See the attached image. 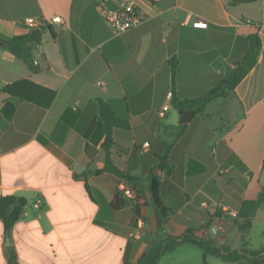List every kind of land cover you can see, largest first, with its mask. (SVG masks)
Instances as JSON below:
<instances>
[{"label":"crops","instance_id":"obj_1","mask_svg":"<svg viewBox=\"0 0 264 264\" xmlns=\"http://www.w3.org/2000/svg\"><path fill=\"white\" fill-rule=\"evenodd\" d=\"M230 1L154 0L140 26L114 35L94 0H0V38L27 33L32 12L45 27L31 45L35 71L0 42V108L15 106L10 119L0 112V196L26 202L9 233L0 219V264H10V252L14 264H137L148 246L168 238L156 264L165 256L167 264H204L192 239L239 249L238 207L264 184V0ZM197 19L207 26H193ZM253 33L261 48L246 75L182 126L172 89L179 100L208 91L245 56ZM21 78L54 89L51 106L1 91ZM97 97L129 123L113 130L109 155ZM153 178L169 210L163 224L151 200ZM122 180L137 199L115 208ZM217 220L224 231L214 235L207 227ZM261 228L264 236V198L243 233L245 249H264V238L250 233ZM205 263L229 264L212 252Z\"/></svg>","mask_w":264,"mask_h":264},{"label":"trees","instance_id":"obj_2","mask_svg":"<svg viewBox=\"0 0 264 264\" xmlns=\"http://www.w3.org/2000/svg\"><path fill=\"white\" fill-rule=\"evenodd\" d=\"M254 0H231L230 4H235L238 2H253ZM34 17V13L31 14ZM46 28L50 29L49 26ZM45 27L40 25L36 28H30L27 33L15 35L11 38H0L2 47L10 51L16 57L23 60L30 70H37V64L34 61L32 54L31 45L33 43H38L41 40L43 31ZM248 51L245 56L239 60L234 67H232L223 77L219 79L217 84L210 88L205 93L191 99L179 100L174 95V90L172 89V101L176 109H194L195 113L203 112L206 104L210 101L224 97L228 91L234 89V87L242 80V78L247 73V63L250 60H255L258 57L261 48V41L257 33L248 35ZM168 65L171 74L172 88L175 83V74L177 59L173 55L168 59ZM1 91L9 96L17 97L21 100L33 103L35 105L48 108L51 106L52 102L56 97V91L42 84L36 83L30 78H21L14 80L10 83L5 84ZM97 102L99 106V115L104 122V132L105 138L102 144V148L109 155L110 148L113 145L112 132L115 128L120 130H127L129 128L128 121L118 115L112 106L104 101L102 98L97 97ZM0 112L6 119L12 118L15 112V106L12 102H5L1 108ZM184 124H182L183 126ZM164 157L161 158V162L157 165L159 168L164 169L163 162ZM196 163L189 162L188 167L194 166ZM201 168V167H200ZM169 173V169H165ZM125 176L130 182L134 183V178L126 175L124 173L120 174ZM87 187V185H86ZM88 188V187H87ZM151 193L152 204L154 205L156 216L158 220L163 224L169 214L168 208L163 204L162 200L158 195V186L156 180L153 178L149 186ZM120 196H115L113 206L115 208H120L126 204L125 198H119ZM264 198V184L256 198L243 200L237 211L235 222L238 225V229L242 234L240 237L241 246L237 251L230 250L227 247H213L210 248L206 242L201 239H192V241L203 247L202 260L205 263V256L207 252H212L225 262L229 264H264V249L257 251H249L244 247L243 233H245L252 225V216L259 206L260 201ZM25 199L16 196H0V219H2L4 224V230L9 233L13 224L20 218L23 213L25 206ZM172 238L166 239L164 244H159L156 246H148L144 253L140 256L137 264H156L159 258L164 253L167 245V241ZM8 261L10 264H14V255L10 252L8 255Z\"/></svg>","mask_w":264,"mask_h":264},{"label":"built area","instance_id":"obj_3","mask_svg":"<svg viewBox=\"0 0 264 264\" xmlns=\"http://www.w3.org/2000/svg\"><path fill=\"white\" fill-rule=\"evenodd\" d=\"M98 7L101 18L109 27L114 35H120L133 28L140 26L147 17V9L149 4L154 0H94ZM40 17H28L26 22L30 28H36L41 25ZM195 27H206L207 23L201 20L193 21ZM97 84L104 86V82L99 80ZM168 103H164L158 109V115L163 117L168 110ZM120 194L126 199L136 200L137 193L134 187L126 180H122L118 183ZM36 207H39V203H35ZM144 220L141 217L139 219V226L133 232V237H138L141 232ZM207 230L212 234H218L224 231L223 224L217 220L214 224L207 227Z\"/></svg>","mask_w":264,"mask_h":264},{"label":"water","instance_id":"obj_4","mask_svg":"<svg viewBox=\"0 0 264 264\" xmlns=\"http://www.w3.org/2000/svg\"><path fill=\"white\" fill-rule=\"evenodd\" d=\"M193 113L194 109L180 110L179 123H186Z\"/></svg>","mask_w":264,"mask_h":264},{"label":"rangeland","instance_id":"obj_5","mask_svg":"<svg viewBox=\"0 0 264 264\" xmlns=\"http://www.w3.org/2000/svg\"><path fill=\"white\" fill-rule=\"evenodd\" d=\"M259 228H260V226H259ZM262 230H263L262 228L259 229V230H257L256 232H254L255 230H252L250 233L252 235L255 234V240H259L260 238H264L263 233H262ZM169 259H170V256L169 257L168 256H165L161 260L160 264H167V262H168Z\"/></svg>","mask_w":264,"mask_h":264}]
</instances>
